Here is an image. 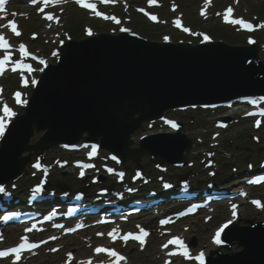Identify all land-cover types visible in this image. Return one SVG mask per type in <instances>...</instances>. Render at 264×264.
<instances>
[{
	"label": "water",
	"instance_id": "95a60500",
	"mask_svg": "<svg viewBox=\"0 0 264 264\" xmlns=\"http://www.w3.org/2000/svg\"><path fill=\"white\" fill-rule=\"evenodd\" d=\"M164 49L138 44L127 50H121L119 52L121 59L113 64L110 63V67H108L112 74L108 79L97 78L94 71L86 72V74L89 73V76L85 78L81 66L87 57H79L76 68L71 69L69 75L57 70L53 73L56 78L53 80H50V76L45 78L40 91L31 104L29 113L21 119V122L32 129L39 114L44 118L45 124L50 123L55 132L61 133L57 137L58 140H75L80 138L84 131H90L95 133V138L103 136V141L106 144L108 141L109 145L124 155L129 152L130 140L127 138L133 131L132 123L130 120L125 122L117 117L129 115L132 117L135 113H139L141 120L146 107H149L151 103L155 104L153 111L156 114H161L169 106L183 104V99L205 101V97L200 96L199 93L210 90V82L207 81L222 84L225 78L230 75L228 70L217 60L207 63L209 60L196 59L191 55L175 54L170 56ZM93 63L95 64V62ZM95 68L96 64L93 70ZM202 70L205 74L200 73ZM195 73L207 81L200 82L190 78V86H188L185 77H192ZM240 74L242 73H237V75ZM59 75L64 78H59ZM171 76L174 78L175 86L170 85L168 90L167 83ZM67 79L69 82L66 81ZM250 80L252 83L254 79L250 76ZM244 81L240 79V82ZM118 83L132 85L134 91L127 92V94L113 92L112 89L118 87ZM227 85L230 84L227 83ZM59 86H62L67 97L62 98L63 104L59 109L51 111L52 109L44 104L49 105V100L57 94ZM108 87H110L109 90L105 91ZM255 88L253 83L249 91H255ZM158 91L160 92L154 95ZM167 92L173 97V101L169 103L167 102ZM183 93L186 94L183 95ZM166 94L167 96L164 97ZM51 112H54L55 115L50 114ZM58 114H62L61 117ZM72 132L74 134L71 135ZM11 133L9 132V134Z\"/></svg>",
	"mask_w": 264,
	"mask_h": 264
},
{
	"label": "snow or ice",
	"instance_id": "6c2138e0",
	"mask_svg": "<svg viewBox=\"0 0 264 264\" xmlns=\"http://www.w3.org/2000/svg\"><path fill=\"white\" fill-rule=\"evenodd\" d=\"M31 2L33 4L35 3H41L43 5V7H41L39 9L40 12H44V9L47 8L49 5H58L62 2V0H31ZM76 2L78 4H80L82 7L91 9V10H95L96 9V5L94 3H90V2H86V0H76ZM105 3L108 2V0H104ZM157 0H149V4L150 5H154L156 4ZM8 3V0H0V11H6L5 9V5ZM206 3H211V0H206ZM141 11H143V9H141ZM232 8L229 7L226 11V14L224 15V19L227 23H231L233 25H242L244 29L247 30H254V26L251 23H248L246 21H244L242 18L241 19H232L231 18V14H232ZM202 15H204L205 13L202 11L201 13ZM15 15V14H13ZM96 15L100 16L103 15L100 12H96ZM46 18L48 20H52L53 16L52 15H47ZM105 19H115L114 17H104ZM150 18L152 20H157V17L155 15H150ZM0 19H6L5 16H0ZM117 23H119V21H116ZM177 26H180V22L179 20L176 22ZM3 27H8L10 28V30L16 35L19 36L21 35V33L18 31L17 28V24L15 22V20L9 21L8 24L6 25H0V28ZM260 27L264 28V25H260ZM121 31H129L128 29H121ZM184 31H190L189 29L185 28ZM89 36L93 35L92 31L89 30L87 33ZM33 38H35V34H33ZM167 39V38H166ZM209 39L208 36H204V40L207 41ZM249 43H255L254 40H249ZM12 46L9 44L8 40L5 38V36L0 33V50H3L4 55L2 58H0V75L3 74V72L5 71L6 66H8L9 64L12 65L11 70L13 72L17 71V70H27L28 72H32L34 71V69L32 68V66L28 63H25L23 60H19V61H13L12 60V51H11ZM19 51L21 52V54L24 57H27L30 55V53H28L26 51V48L24 45H20L19 47ZM39 63L42 65H46V61L44 60H39ZM40 71H43V69L41 68ZM24 83L27 84L28 81L27 79L24 80ZM33 83H36V81H33ZM0 91H2V89H0ZM15 99L18 103H23V101H21V94L20 93H16L15 94ZM253 103H255V101H253ZM251 114V113H250ZM16 113H14L12 111L11 108H9L6 104L3 105V116H0V136L4 135L5 132V128H6V123H5V118L8 117H13L15 116ZM261 116H264V111L260 112ZM260 125V121L258 120L256 122V126L258 127ZM173 127H176L175 124H173ZM42 189L40 187H37V189L35 190L36 193H39ZM0 191H3L2 188H0ZM258 203V202H257ZM9 217H4V219H8ZM49 219L51 217H48ZM62 227V226H61ZM138 228L140 227L139 225L137 226ZM224 227H227V225H225ZM27 232H32L33 228H28L26 229ZM68 231H73V229H68ZM220 231H223V228L220 229ZM141 232H143V235L140 234H134V233H127L123 236H119V230L118 229H113L112 232H110L108 235L112 237L113 242H115L116 239H121L123 240L125 243L129 240V239H134L137 240L141 243V245L143 246L144 243V237L148 235L147 232H144L143 229H141ZM98 235H103V233H98ZM50 239H57V237H51ZM0 240H3V236L0 235ZM21 243L11 249H7V250H0V258H4V257H8L10 255L15 256V260L13 262V264H15L16 261H19L21 259V255L23 251H30L32 249H35L37 247L40 246V244L38 243H32L29 240L28 236H23L21 237ZM215 242L217 244L220 243V232H217L216 237H215ZM43 243H46L43 242ZM169 245H175L178 246V249L182 250V252H180V254L185 257V258H189L191 259L192 257L190 256L189 250L187 248V246L185 245L184 241L182 238H172L170 240L167 241V243H165L162 247L164 248H168ZM52 251H58V249H52ZM95 252L97 254L100 253H106L109 257H113L115 258L112 261V264H120L121 261H125L126 258L123 257L122 255H120L117 251H115L114 249H108L105 247H97L95 249ZM177 254L176 252H170L169 255H175ZM73 257H72V253H68V261L66 262V264H71ZM196 259H198L200 261V264H204V254L200 253ZM79 264H91V260L85 262V261H80Z\"/></svg>",
	"mask_w": 264,
	"mask_h": 264
},
{
	"label": "rangeland",
	"instance_id": "374dc122",
	"mask_svg": "<svg viewBox=\"0 0 264 264\" xmlns=\"http://www.w3.org/2000/svg\"><path fill=\"white\" fill-rule=\"evenodd\" d=\"M260 3H261V1H259ZM258 1L255 3V1H252V0H250V1H248L247 2V0H246V3H247V6H249L250 7V9H248L249 10V12L250 13H252V12H258V7L260 6V3H259ZM185 10H187V3H185L184 2V7H183ZM251 9H252V12H251ZM189 12V11H188ZM262 13H264V12H262ZM81 15V14H80ZM261 17H263V16H261ZM83 18V16H81V17H79V19H82ZM87 22V21H86ZM214 22H216V21H211L210 23H207V22H204V23H202L201 21H199V24H196L195 22L194 23H191L194 27H198V28H204V29H212V24L214 23ZM68 28H69V25H68V27H67V30H68ZM137 28H139L140 30H141V32L142 33H144L145 31V26H142V25H138L137 26ZM69 32L72 34L71 36H73V38H80L81 36H84V32H83V29H82V34L79 32V33H74L73 31H72V29L71 28H69ZM227 32H228V34H226V32L223 30V31H219V33L221 34L220 36H222V37H228V36H230L229 35V32L230 31H228L227 30ZM152 36H155V35H152ZM214 36V35H213ZM217 35H215L214 37H216ZM260 39H264V36L263 37H260ZM230 40V39H229ZM260 41H262V40H260ZM229 42H231V43H235V44H238V43H242V41L241 40H238V41H233V39L231 38V40L229 41ZM213 118V116H210V117H206V118ZM202 118H204L203 116H200L199 118H198V121H197V124H196V129L195 128H193V129H195V130H189L188 128V133L193 137V139H195L196 140V137L198 136V135H205L206 133H205V129H207V128H210L209 126H210V124H209V119L206 121V124H203L202 123ZM244 124V123H243ZM202 127V128H201ZM201 128V129H200ZM212 128V127H211ZM247 129H249V131L248 132H246V130ZM183 131L184 132H186V128L185 129H183ZM250 132H252V130H251V126L249 125V124H244L243 126H236V128H234L233 130H231V131H228L227 133H225V141L223 142L224 144H228V141H229V139L230 140H232L233 142V146L232 147H225L226 148V150H228L230 153H231V155L233 154L234 156L235 155H240V154H244V155H252V153L250 152V151H247L248 149L245 147L246 145H247V143L248 142H250V138H249V133ZM141 133V132H140ZM140 133H137L135 136H136V138H137V136L140 134ZM242 135H244L245 137H247L246 139H242ZM248 135V136H247ZM35 140H36V137L34 136L33 137ZM33 140V139H32ZM133 147H137V143H136V140H135V144L133 145ZM252 149H255V150H257L258 149V147H253ZM256 153V152H255ZM254 153V154H255ZM47 154V156H49V157H53L54 155H53V153H49V152H47L46 153ZM259 154V153H258ZM233 156V157H234ZM35 157V154L34 155H32L31 156V159L32 158H34ZM130 161H135V163H134V165L136 164V163H138V164H140V165H142V166H144V165H146V163H148V154H142L139 158H131V159H129L128 161H127V163H130ZM27 166V165H26ZM66 174H69V172H66ZM243 210H244V214H247L248 216H255L256 214H255V212L252 210V209H249L247 206L245 207V208H243ZM244 217H246V216H244ZM137 258H138V260H141V261H144V260H142V258H144V255H137Z\"/></svg>",
	"mask_w": 264,
	"mask_h": 264
},
{
	"label": "bare ground",
	"instance_id": "6f19581e",
	"mask_svg": "<svg viewBox=\"0 0 264 264\" xmlns=\"http://www.w3.org/2000/svg\"><path fill=\"white\" fill-rule=\"evenodd\" d=\"M15 135H16L15 138H17L18 135H19V133L17 134V131H16ZM15 138H14V139H15ZM17 141H18V143H21V142H22L21 139H18ZM14 145H15V143H14V141H12V143H11V144L9 145V147L7 148V150L10 151L11 154L15 152V149H13ZM4 152H5V154L7 153L6 150L3 151V154H4ZM1 153H2V152H1ZM3 154H2V155H3ZM23 155H24V154H23Z\"/></svg>",
	"mask_w": 264,
	"mask_h": 264
}]
</instances>
